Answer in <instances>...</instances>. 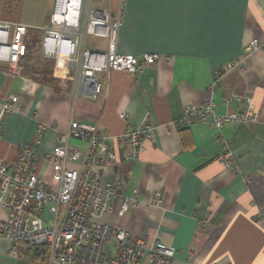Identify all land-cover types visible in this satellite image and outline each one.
<instances>
[{
  "label": "crops",
  "instance_id": "1",
  "mask_svg": "<svg viewBox=\"0 0 264 264\" xmlns=\"http://www.w3.org/2000/svg\"><path fill=\"white\" fill-rule=\"evenodd\" d=\"M105 1L103 6L117 10L119 0H99ZM15 3L0 0V19L29 25L42 36L41 27L48 23L41 24L39 17L32 22L13 19ZM123 3L117 50L163 53L171 60L141 63L134 74L100 72L102 91L90 97L76 88L74 68L66 59L45 57L26 44L16 66L0 62V102L16 95L13 111L2 120L0 163L12 164L23 145L40 156L51 151L57 131H64L71 119L94 126L109 143L126 128L146 122L151 138L138 159L107 163L98 184L122 177L124 194L136 190L143 201L158 194L162 205L122 209L116 197L100 221L145 244L160 240L175 248L171 264H264V0ZM36 11L39 16L40 8ZM27 37L29 43L32 37ZM88 38L104 49L103 38ZM252 40L258 48L250 47ZM235 60L243 61L242 68L225 69L210 94L212 72ZM247 94L258 111L254 122L225 123L219 131L207 122L176 126L188 105L212 99L219 113L239 111L245 104L237 97ZM70 143L81 157L85 143ZM226 150L233 166L222 160ZM38 173L46 188H57L44 160ZM5 217L0 207V219ZM12 246L0 237V264H45L32 258L23 243L15 244L16 254ZM107 251L115 254L112 242Z\"/></svg>",
  "mask_w": 264,
  "mask_h": 264
},
{
  "label": "built area",
  "instance_id": "2",
  "mask_svg": "<svg viewBox=\"0 0 264 264\" xmlns=\"http://www.w3.org/2000/svg\"><path fill=\"white\" fill-rule=\"evenodd\" d=\"M99 0H53L49 22L41 27L40 51L48 58H64L74 68V84L82 93L96 97L102 86L100 72L125 71L134 74L141 63L171 60V55L157 52L123 53L117 50V32L123 12V0L112 11ZM27 27L21 22L0 19V62L17 65L26 53L24 35ZM34 27V26H32ZM103 38L104 49L89 44L88 37ZM250 47H259L256 40ZM242 60H235L227 68L212 72L208 86L213 94L221 83L225 69L239 68ZM245 108L219 113L212 99L184 108L175 120L178 129L195 122L209 123L215 129L225 123L243 125L254 122L258 111L250 94L244 95ZM16 95H9L0 102V131L2 120L13 111ZM233 100H227V104ZM125 118L128 116L125 114ZM40 128L37 130L39 134ZM151 138V126L141 122L113 136L101 134L94 126L71 119L64 131H57L53 149L42 156L28 145L20 147L12 164L0 163V207L6 217L0 219V237L13 244L23 243L29 254L39 248L46 249L45 264H171L177 250L160 240L145 244L130 232L121 231L100 219L112 209L111 202L118 197L122 209H135L146 205H162V197L155 194L150 201H143L134 190L122 192L125 181L98 182L104 175L107 163L137 160L145 141ZM78 139L85 143L83 155L70 143ZM225 142V141H224ZM226 143V142H225ZM40 160L51 166L56 189L44 186L38 173ZM225 166L234 162L229 150L222 155ZM80 162L78 166L71 163ZM46 210V213L44 211ZM112 242L115 254H109L107 243Z\"/></svg>",
  "mask_w": 264,
  "mask_h": 264
},
{
  "label": "rangeland",
  "instance_id": "3",
  "mask_svg": "<svg viewBox=\"0 0 264 264\" xmlns=\"http://www.w3.org/2000/svg\"><path fill=\"white\" fill-rule=\"evenodd\" d=\"M6 1L11 2L13 0ZM103 3H106V1L102 2V4L100 3L99 5H103ZM52 6V0H16V3L14 5V14H12L11 17L13 19L27 22H32L34 20V17H39L41 24L45 23V21L48 23ZM37 7L41 10L39 16L36 11ZM24 35L32 37V40L27 44L28 47L30 46L34 50L40 49V41L42 36L36 35L33 29L27 28L24 31Z\"/></svg>",
  "mask_w": 264,
  "mask_h": 264
},
{
  "label": "trees",
  "instance_id": "4",
  "mask_svg": "<svg viewBox=\"0 0 264 264\" xmlns=\"http://www.w3.org/2000/svg\"><path fill=\"white\" fill-rule=\"evenodd\" d=\"M31 38V37H30ZM29 40H27V42H28ZM26 42V44H28ZM28 46V45H27ZM29 48V47H28ZM31 57H33L32 55H31ZM38 57L36 56L35 58L33 57V58H31L32 60H35L36 61V59H37ZM46 249L45 248H39V249H37L33 254H30L31 255V257L32 258H34V259H40V260H46Z\"/></svg>",
  "mask_w": 264,
  "mask_h": 264
}]
</instances>
